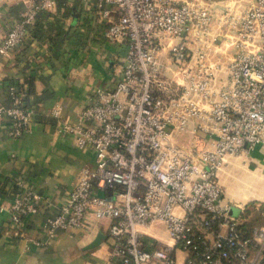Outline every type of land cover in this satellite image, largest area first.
Returning a JSON list of instances; mask_svg holds the SVG:
<instances>
[{"label":"built area","instance_id":"built-area-1","mask_svg":"<svg viewBox=\"0 0 264 264\" xmlns=\"http://www.w3.org/2000/svg\"><path fill=\"white\" fill-rule=\"evenodd\" d=\"M59 1L8 0L23 9L0 56ZM84 1L106 22L105 40L126 45L122 72L74 117L59 102L45 116L57 139L92 154L93 163L80 167L57 213L42 223L44 239L26 236L25 219L38 213L42 197L18 179L11 201L0 205L9 228L27 249L60 233L91 242L106 220L108 256L120 264H178L177 251L183 264H263L264 228L244 230L217 173L227 156L264 149V0L221 7L217 0ZM7 94L0 116L10 137L25 136L35 111L19 80ZM155 224L172 244L154 243L160 239L148 230Z\"/></svg>","mask_w":264,"mask_h":264},{"label":"crops","instance_id":"crops-1","mask_svg":"<svg viewBox=\"0 0 264 264\" xmlns=\"http://www.w3.org/2000/svg\"><path fill=\"white\" fill-rule=\"evenodd\" d=\"M228 1L217 0L216 6ZM22 9V5L8 0L0 3V44ZM105 28L106 22L89 3L60 0L55 10L38 15L12 53L0 56V106L10 105L7 86L17 79L24 88L26 104L35 111L33 130L19 138L9 136L7 117L0 116V205L11 201L21 178L42 197L38 213L25 219L28 237L44 239L42 223L57 213L80 167L93 163L92 154L56 138L54 122L45 116V109L59 102L64 113L74 117L92 102L97 88L115 87L126 45L107 42ZM214 74L218 80L224 78L221 70ZM217 178L223 201L245 217L248 227L264 228V149L227 156ZM108 226L106 220L96 223V235L104 238L94 248H87L90 241L78 234L60 233L42 247L30 244L25 249L24 242L8 226L7 213L0 211V264H120L108 256ZM157 238L160 242H154L156 245L172 244L163 229ZM254 252L250 250V258ZM176 256L178 264H183L185 254L177 251Z\"/></svg>","mask_w":264,"mask_h":264},{"label":"water","instance_id":"water-1","mask_svg":"<svg viewBox=\"0 0 264 264\" xmlns=\"http://www.w3.org/2000/svg\"><path fill=\"white\" fill-rule=\"evenodd\" d=\"M230 213L232 214V215H237L236 214V210L234 209V208H231V210H230ZM104 238V236L102 235V234H97L96 236H95V238L89 243V245L87 246V248H94V247H97L99 244H100V242H101V240Z\"/></svg>","mask_w":264,"mask_h":264},{"label":"rangeland","instance_id":"rangeland-1","mask_svg":"<svg viewBox=\"0 0 264 264\" xmlns=\"http://www.w3.org/2000/svg\"><path fill=\"white\" fill-rule=\"evenodd\" d=\"M162 229V226H160L159 224H155L150 228V230H148V233L159 237V232L162 231Z\"/></svg>","mask_w":264,"mask_h":264},{"label":"trees","instance_id":"trees-1","mask_svg":"<svg viewBox=\"0 0 264 264\" xmlns=\"http://www.w3.org/2000/svg\"><path fill=\"white\" fill-rule=\"evenodd\" d=\"M242 217V219H243V224L241 225L243 228H244V230L247 232V233H251V231L254 229V228H256V227H248L247 225H246V222H245V217L244 216H241ZM228 264H229V262H227Z\"/></svg>","mask_w":264,"mask_h":264}]
</instances>
